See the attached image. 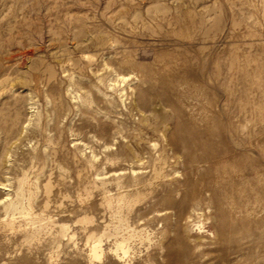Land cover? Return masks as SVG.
Listing matches in <instances>:
<instances>
[{"label":"rangeland","instance_id":"1","mask_svg":"<svg viewBox=\"0 0 264 264\" xmlns=\"http://www.w3.org/2000/svg\"><path fill=\"white\" fill-rule=\"evenodd\" d=\"M115 73L138 86L136 98L147 91L162 101L146 133L149 143L136 138L137 111L117 105L118 94L104 84ZM15 102L20 130L0 129V182L6 184L0 183V196L16 198L21 179L25 196L15 211L0 202V260L90 264L78 255L88 244L77 220L114 222L117 182L132 177V160L118 157L119 143L110 148L100 135L110 117L126 135L118 141L139 142L146 156L163 147L164 132L188 139L191 127L210 129L219 140L217 129L231 118L244 129L246 147L227 154L230 166L238 168L242 186L264 187V0H0V107ZM202 152L189 140L168 147L166 173L190 174V159ZM4 154L10 160H1ZM139 203L123 207L127 222L154 232V239L173 237L155 219L164 202L146 210ZM59 223L77 231L73 240L51 241ZM34 226L42 230L28 242ZM147 246L138 245L132 264L167 261L160 248L148 256Z\"/></svg>","mask_w":264,"mask_h":264},{"label":"bare ground","instance_id":"2","mask_svg":"<svg viewBox=\"0 0 264 264\" xmlns=\"http://www.w3.org/2000/svg\"><path fill=\"white\" fill-rule=\"evenodd\" d=\"M79 32L82 34L84 29L81 28ZM35 76L38 80V73ZM98 78L104 81L102 75ZM149 81L150 78H146L142 82ZM129 82L130 78L127 75L115 73L104 84L118 94L117 102L113 97L112 101L109 99L111 103L116 102L117 105L137 111L139 132L136 138L149 143L146 133L150 127L153 128L152 118L157 110L156 106L161 105L162 101L160 98L149 97L147 91H141L140 97L136 98L138 86ZM72 92L74 98H82L80 93L74 90ZM83 101L91 103L93 99L87 97ZM30 108L33 106L31 105ZM20 123L21 113L16 102L6 109L0 107L1 130L10 129L11 132L17 133L20 130ZM223 126L217 129L220 138L216 141L215 134L210 129L203 132L191 127L192 130L190 129L189 132L193 136L188 139L180 135L168 136L164 132L163 147L161 149L152 147L146 156L147 152L142 151L139 142L118 141L126 135L118 125L117 119L110 117L107 123L99 125L100 135L105 138L107 146L112 148L119 143V147L117 146L119 149L114 151L115 154L125 160H132V177L127 183L117 182L118 208L114 214L116 218L114 222L105 224L98 222L104 227L100 230L98 224H93L95 219L92 217L85 216L77 220L81 223L88 244V251L85 254L79 252L78 255L90 264H99L110 258L129 264L136 258L138 245L147 243L148 256L151 254L149 249L153 247L160 248L161 256H167L166 262L159 263L153 258L152 264H264V215H262L264 204L261 203L264 198V187L258 185L249 190L246 186H242L243 177L237 174L238 168L235 165L230 166L234 163L232 157L229 158L227 154L246 143L245 131L243 128L240 129L238 123H234L231 118L225 120ZM202 136L207 138L200 139ZM188 140L203 150L200 156L190 159L188 166L190 174L183 178H177L172 173L167 174L165 168L169 164L168 147L185 145ZM210 147H215V150ZM92 155L96 156L94 153ZM1 160H10V156L1 155ZM134 163L138 167L135 168ZM206 166L209 168L205 173L207 171L212 173L203 175ZM159 179L162 181L159 182ZM0 183L2 186L6 185L4 182ZM24 187L25 179H21L20 191L16 198H9V192L0 196V202H3L7 212L19 209L25 196ZM245 191H249L248 194H244ZM105 200L108 207H113L110 198ZM160 201L165 205L161 209H156L155 205ZM138 203L139 210L144 208L146 210V207L165 210L155 219L161 221L163 230L170 235L174 234L173 237L154 239V232L152 234L144 228L132 226L127 222L122 214L123 207L131 208ZM57 226V232L51 237L53 243L61 244L65 238L71 241L77 234L75 230L70 231L69 224L59 223ZM41 230V226L32 227L28 231L30 233L27 235V241L32 242ZM118 261L115 264L120 263ZM143 262L145 263V260ZM0 264L32 263L29 259H23L8 263L0 260Z\"/></svg>","mask_w":264,"mask_h":264}]
</instances>
